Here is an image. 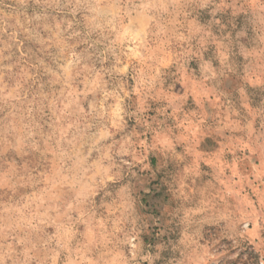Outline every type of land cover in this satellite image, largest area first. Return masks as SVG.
I'll list each match as a JSON object with an SVG mask.
<instances>
[{"label":"rangeland","instance_id":"374dc122","mask_svg":"<svg viewBox=\"0 0 264 264\" xmlns=\"http://www.w3.org/2000/svg\"><path fill=\"white\" fill-rule=\"evenodd\" d=\"M0 264H264V0H0Z\"/></svg>","mask_w":264,"mask_h":264}]
</instances>
